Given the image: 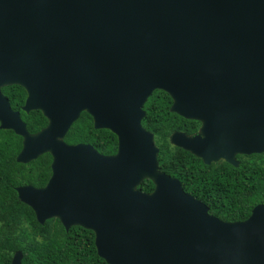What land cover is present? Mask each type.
<instances>
[{"label":"water","instance_id":"obj_1","mask_svg":"<svg viewBox=\"0 0 264 264\" xmlns=\"http://www.w3.org/2000/svg\"><path fill=\"white\" fill-rule=\"evenodd\" d=\"M11 83L44 128L29 132L11 108L1 91ZM155 89L200 122L170 142L203 163L264 152V0H0V128L21 136L18 162L52 157L43 186L15 187L36 220L92 230L108 264H264L263 203L223 220L159 170L141 123ZM81 111L116 135L115 153L64 141Z\"/></svg>","mask_w":264,"mask_h":264},{"label":"trees","instance_id":"obj_2","mask_svg":"<svg viewBox=\"0 0 264 264\" xmlns=\"http://www.w3.org/2000/svg\"><path fill=\"white\" fill-rule=\"evenodd\" d=\"M5 90L16 94L17 102L21 100L18 86H4ZM171 102L168 93L155 89L144 105L142 122L159 147V168L176 176L185 191L208 206L209 213L228 221L245 219L255 204H264V152L237 154L239 163L234 166L223 160L205 164L189 151L172 147L169 134L183 129L184 119L169 110ZM45 123L39 111H32L28 131L36 132ZM189 123L188 131L197 128V120L189 119ZM65 139L93 142L103 152L115 150V134L93 128L85 112L72 123ZM21 146V136L0 128V264H9L17 250L22 253V264H108L96 252L92 230L79 225L65 229L57 217L40 223L33 210L19 200L16 186H43L51 174L50 153L18 162ZM152 186L145 179L138 188L149 191Z\"/></svg>","mask_w":264,"mask_h":264},{"label":"flooded vegetation","instance_id":"obj_3","mask_svg":"<svg viewBox=\"0 0 264 264\" xmlns=\"http://www.w3.org/2000/svg\"><path fill=\"white\" fill-rule=\"evenodd\" d=\"M12 86V85H16V86H18L19 88H21L22 89V92L20 91V93L22 94V98H21V100L19 101V102H17V96H16V94H12V93H9V90H5V91H3V87L4 86ZM1 91H2V93L5 95V96H7V99H8V101H9V104H10V106H11V108L13 109V110H17V111H19V114H20V117H21V119L25 122V124H26V127H27V123H28V116H29V114L32 112V111H39L40 112V114L42 115V117L43 118H45V120H46V123H45V125L43 126V127H41L40 129H42V128H44L46 125H47V123H48V119H47V117L42 113V111L40 110V109H31V110H29L28 112H26V111H24L23 109H22V106H23V104H24V102H25V99H26V97H27V91H26V89L22 86V85H20V84H18V83H11V84H6V85H2L1 86ZM146 102V101H145ZM144 105H145V103L143 104V109H144V111H145V108H144ZM82 112H85V113H87L86 111H81V113ZM81 113H80V115H81ZM175 113V112H174ZM90 117H91V123H92V127L93 128H95L94 126H93V118H92V116L89 114V113H87ZM176 115H178L177 113H175ZM79 115V116H80ZM180 116V115H179ZM144 117H145V115H144ZM143 117V118H144ZM181 118H183L184 119V121L182 122V124H183V129H175V130H173L172 132H174V131H181V132H184L186 135H189V136H192V135H195V134H197L198 133V131H199V127H200V122L198 121V125H197V128L195 129V130H187V128L190 126V123H189V119H187V118H185V117H182V116H180ZM79 118V117H78ZM77 118V119H78ZM143 120V119H142ZM142 120H141V123H142V125H143V127L145 128V129H147L146 127H145V125L143 124V122H142ZM74 122V121H73ZM72 122V123H73ZM72 125V124H71ZM70 125V126H71ZM70 128V127H69ZM69 128H68V130H69ZM28 129V128H27ZM39 129V130H40ZM95 129H106V128H95ZM38 130V131H39ZM68 130H67V132H68ZM107 130H109V129H107ZM147 130H149V129H147ZM110 131V130H109ZM150 131V130H149ZM37 132V131H36ZM66 132V133H67ZM172 132L169 134V143L171 144V146L172 147H177V146H175V145H173L171 142H170V135L172 134ZM31 133H35V132H31ZM65 136H66V134L64 135V137H63V139H64V141L65 142H67V143H70V144H72V143H78V142H82V143H88V144H91L98 152H100V153H102V154H113V153H115L116 152V147H117V137H116V135H115V150L113 151V152H103V151H101V150H99V148L96 146V144H94L93 142H89V141H87V142H85V141H75V142H70V141H68V140H66L65 139ZM153 137H154V134H153ZM154 142H155V140H154ZM156 144V143H155ZM159 148V147H158ZM178 148H180V147H178ZM180 149H182V148H180ZM159 152V151H158ZM51 160H52V157H51ZM158 167H159V162H158ZM159 170L160 171H162V172H164L165 174H168L167 172H165L164 170H162V169H160L159 168ZM168 175H170V176H173V175H171V174H168ZM174 177H176V176H174ZM145 179H147V180H149V181H151L152 182V180L151 179H149V178H144V179H142L140 182H139V184L143 181V180H145ZM139 184L137 185V188H138V186H139ZM152 184H153V182H152ZM153 187H154V184H153V186H152V188L149 190V191H151L152 189H153ZM139 189V188H138ZM141 190V189H140ZM143 191V190H142ZM149 191H146V192H149Z\"/></svg>","mask_w":264,"mask_h":264},{"label":"clouds","instance_id":"obj_4","mask_svg":"<svg viewBox=\"0 0 264 264\" xmlns=\"http://www.w3.org/2000/svg\"><path fill=\"white\" fill-rule=\"evenodd\" d=\"M236 157H237V155H236ZM181 183V182H180ZM37 187H41V186H37ZM243 220V219H242Z\"/></svg>","mask_w":264,"mask_h":264}]
</instances>
